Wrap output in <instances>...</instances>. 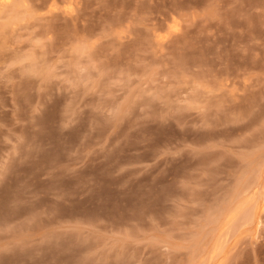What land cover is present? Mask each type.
<instances>
[{"label": "rangeland", "instance_id": "obj_1", "mask_svg": "<svg viewBox=\"0 0 264 264\" xmlns=\"http://www.w3.org/2000/svg\"><path fill=\"white\" fill-rule=\"evenodd\" d=\"M0 264H264V0H0Z\"/></svg>", "mask_w": 264, "mask_h": 264}]
</instances>
